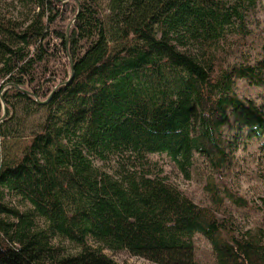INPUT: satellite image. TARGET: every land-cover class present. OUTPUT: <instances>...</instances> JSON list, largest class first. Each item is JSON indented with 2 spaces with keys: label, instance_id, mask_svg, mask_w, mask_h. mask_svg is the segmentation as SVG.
I'll return each mask as SVG.
<instances>
[{
  "label": "trees",
  "instance_id": "obj_1",
  "mask_svg": "<svg viewBox=\"0 0 264 264\" xmlns=\"http://www.w3.org/2000/svg\"><path fill=\"white\" fill-rule=\"evenodd\" d=\"M259 1L109 0L106 14L99 0H30V15L0 14V264H118L88 236L154 264H201L197 233L214 264H264V229L233 234L217 215L224 198L248 200L215 181L230 165V118L264 148V106L232 90L235 78L264 88V56L219 60ZM49 59L64 60L63 76ZM20 134L29 141L9 152ZM153 153L186 177L204 157L215 209L153 175ZM108 155L117 175L92 160ZM55 236L80 250L64 254Z\"/></svg>",
  "mask_w": 264,
  "mask_h": 264
},
{
  "label": "rangeland",
  "instance_id": "obj_2",
  "mask_svg": "<svg viewBox=\"0 0 264 264\" xmlns=\"http://www.w3.org/2000/svg\"><path fill=\"white\" fill-rule=\"evenodd\" d=\"M99 1L104 13L108 14L109 0ZM31 8L30 0H0L1 16L22 18L31 14ZM219 50V60L224 65L233 62H253L264 56V0H260L254 9L247 13L245 30L234 31ZM63 63L62 59H49L47 65L56 69L60 76H63ZM1 90L3 89L0 88ZM232 90L240 98L249 99L259 106H264L263 87L254 86L244 79L235 78ZM0 105V113L4 114L2 100H0ZM230 121V125L224 129V136L230 151V165L221 178L215 177V181L221 188L226 186L235 194L244 196L249 204L246 207H237L224 198V209H221V206L217 215L227 220V230L233 234L246 229H255L258 226L264 229V210L261 207V200L264 199V148H261L255 138L248 137L246 132L239 133L233 125L232 118ZM20 135L18 139L10 140L6 145L9 152L14 153L19 150V148L13 147L16 144L19 146L29 141L25 135ZM148 158L151 161L150 169L153 175L159 176L173 185L197 205L215 209L216 206L212 204L205 187L210 170L204 157H196L188 177L180 172L166 154L153 153L149 154ZM92 160L101 170L113 175L119 173L118 165H120L121 159L118 160L116 155H108L105 159L92 157ZM220 187L219 189H221ZM4 200L9 205L27 204L19 194L16 195L14 192L6 193ZM192 240L197 260L201 264H214L215 257L209 241L199 233L195 234ZM52 242L59 246L64 254H75L80 250L79 246L61 237H53ZM87 243L92 247H100L104 254L118 264H154L126 249H108L90 236L87 237Z\"/></svg>",
  "mask_w": 264,
  "mask_h": 264
},
{
  "label": "water",
  "instance_id": "obj_3",
  "mask_svg": "<svg viewBox=\"0 0 264 264\" xmlns=\"http://www.w3.org/2000/svg\"><path fill=\"white\" fill-rule=\"evenodd\" d=\"M78 9H79V6H78ZM69 25L67 26V28H66V38H65V41H66V43L68 42V32H69ZM68 59H69V62H70V64H71V70H72V64H73V61H72V59H71V57L69 56L68 57ZM4 112H5V106H4Z\"/></svg>",
  "mask_w": 264,
  "mask_h": 264
}]
</instances>
